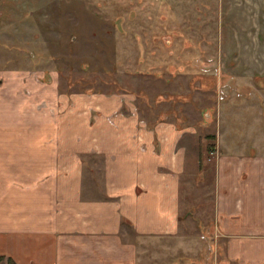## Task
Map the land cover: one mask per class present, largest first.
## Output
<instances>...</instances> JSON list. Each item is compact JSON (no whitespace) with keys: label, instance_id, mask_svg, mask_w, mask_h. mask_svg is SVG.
Wrapping results in <instances>:
<instances>
[{"label":"crops","instance_id":"obj_1","mask_svg":"<svg viewBox=\"0 0 264 264\" xmlns=\"http://www.w3.org/2000/svg\"><path fill=\"white\" fill-rule=\"evenodd\" d=\"M21 76L0 72V110L21 133L0 139V264H143L146 238L192 251L196 238L179 235L182 179L202 169L209 143L169 110L131 113L133 93H67ZM116 112L117 126L106 118ZM214 143V242L234 264H264V149Z\"/></svg>","mask_w":264,"mask_h":264},{"label":"rangeland","instance_id":"obj_2","mask_svg":"<svg viewBox=\"0 0 264 264\" xmlns=\"http://www.w3.org/2000/svg\"><path fill=\"white\" fill-rule=\"evenodd\" d=\"M0 72L67 93H133L140 109L173 112L195 144L264 149V0H0ZM15 134L0 110V139ZM204 150L180 193L179 235L194 249L138 239L143 264H234L214 242L215 154Z\"/></svg>","mask_w":264,"mask_h":264},{"label":"flooded vegetation","instance_id":"obj_3","mask_svg":"<svg viewBox=\"0 0 264 264\" xmlns=\"http://www.w3.org/2000/svg\"><path fill=\"white\" fill-rule=\"evenodd\" d=\"M156 35V34H154ZM155 38V37H154ZM157 66V65H155ZM149 72V70H148ZM48 78V76L46 77ZM45 79V78H44ZM43 79V80H44ZM86 94H113V93H107L105 92L104 90L102 91V89H96V90H88L87 92H84ZM119 94V93H118ZM205 108L202 109V116H203V121L204 122H210V119L212 117V112L211 111H208V110H204ZM140 108L138 105H136V109L133 110L131 113L135 114L138 116V112H139ZM122 110V114H125L126 111ZM120 113V112H119ZM121 114V113H120ZM118 116V113L116 112L115 114H111V115H108L106 118L107 120L112 124V125H115L117 126L118 125V121L116 119V117ZM209 120V121H208ZM138 123L139 124H143L144 126L146 125V123H148L147 120H145V118H142V117H138ZM205 137V136H204Z\"/></svg>","mask_w":264,"mask_h":264},{"label":"trees","instance_id":"obj_4","mask_svg":"<svg viewBox=\"0 0 264 264\" xmlns=\"http://www.w3.org/2000/svg\"><path fill=\"white\" fill-rule=\"evenodd\" d=\"M207 137H214L213 135H208ZM215 143L214 142H209V144H208V149L209 150H213V148H215ZM11 264H15L13 261H11Z\"/></svg>","mask_w":264,"mask_h":264}]
</instances>
